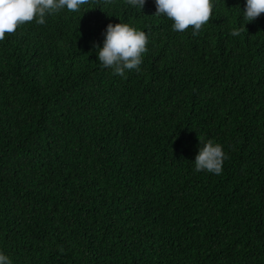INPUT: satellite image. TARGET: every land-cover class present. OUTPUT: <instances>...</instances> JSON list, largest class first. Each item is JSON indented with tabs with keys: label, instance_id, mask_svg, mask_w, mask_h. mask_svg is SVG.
Instances as JSON below:
<instances>
[{
	"label": "trees",
	"instance_id": "trees-1",
	"mask_svg": "<svg viewBox=\"0 0 264 264\" xmlns=\"http://www.w3.org/2000/svg\"><path fill=\"white\" fill-rule=\"evenodd\" d=\"M213 4L197 35L154 0H89L0 40L13 264H264V13L243 27L244 0ZM120 22L149 37L125 77L94 48ZM200 140L223 146L222 174L195 171Z\"/></svg>",
	"mask_w": 264,
	"mask_h": 264
},
{
	"label": "clouds",
	"instance_id": "clouds-1",
	"mask_svg": "<svg viewBox=\"0 0 264 264\" xmlns=\"http://www.w3.org/2000/svg\"><path fill=\"white\" fill-rule=\"evenodd\" d=\"M156 16H164L173 21L172 28L183 32L192 27V34L197 35L202 26L212 17L213 0H154ZM128 5L143 9L146 0H127ZM89 4V0H0V40L6 33H13L18 26L35 20L37 24L46 23V17L58 13L62 9L78 12L81 6ZM240 8V7H239ZM243 20L254 22L264 13V0H244L240 8ZM102 47L98 49V61L103 68H111L114 74L125 77L131 70L140 71L144 54L148 51L149 37L143 30L129 23H108L103 33ZM233 36L240 35V29L231 32ZM202 145V146H201ZM228 158L223 146L213 140L201 141L195 157L196 172H208L220 175L223 172L224 161ZM0 264H13V260L0 251Z\"/></svg>",
	"mask_w": 264,
	"mask_h": 264
}]
</instances>
